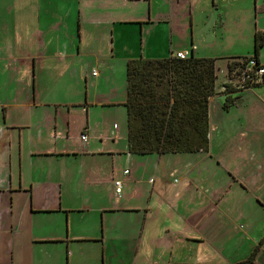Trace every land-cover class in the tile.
<instances>
[{
	"label": "crops",
	"instance_id": "0c3cea01",
	"mask_svg": "<svg viewBox=\"0 0 264 264\" xmlns=\"http://www.w3.org/2000/svg\"><path fill=\"white\" fill-rule=\"evenodd\" d=\"M74 2L78 12H36V6L30 12H0V245L6 264H80L76 255L84 256L82 245L102 251L106 264L108 251L118 256L129 244L136 261L146 254V264H220L218 259L225 258L235 241L232 214L223 211L211 191L200 189L201 175L194 179L190 170L181 169L179 158L189 157L185 153L129 152L128 118L122 127L114 123L105 129L106 121H97L90 103L88 78L100 76L95 66H109L101 55L110 53L114 59L118 43L137 40L131 27L138 25L149 41L161 28L170 29L168 57L193 51L196 57L214 58L217 73L224 63L244 85L234 73L237 63L231 62L251 57L255 33L264 30L256 27L250 53L229 55L227 47L246 39L242 31L248 7L242 0ZM175 12L189 19L182 26L184 41L175 35ZM228 37L232 41L226 42ZM262 49L259 62L264 66ZM130 59L121 61L126 72ZM75 86L85 92L80 100H73L80 90ZM248 87L241 91L239 104L224 113L238 108L245 93L258 98L257 105L242 106L247 129L239 141L251 146L264 138V116L263 121L259 117L264 114V77ZM211 114L210 109V141ZM254 154L250 148L247 156ZM228 172L229 179L247 188ZM117 180L122 181L121 192ZM207 228H214L213 234ZM34 247L39 248L37 257ZM87 256L81 264H97Z\"/></svg>",
	"mask_w": 264,
	"mask_h": 264
},
{
	"label": "rangeland",
	"instance_id": "374dc122",
	"mask_svg": "<svg viewBox=\"0 0 264 264\" xmlns=\"http://www.w3.org/2000/svg\"><path fill=\"white\" fill-rule=\"evenodd\" d=\"M74 1L75 0H0V12H30L35 6L37 9L36 12H47L45 11L46 9H53L57 12V8L59 12H78ZM242 1L244 8L248 7L246 19L244 18L245 27L242 31L246 39L240 43V46H233L232 48L227 47L225 53L229 55L241 54L240 56H243L248 54V51L250 53L254 47L253 37L256 27L264 30V0ZM175 22H177L175 35L184 41L185 34L182 26L183 24L189 25V19L187 18L185 20L184 12H175ZM232 27L233 26L230 25L228 30ZM131 30L133 37L136 35L137 40L133 41L132 45L124 41L121 42V44L118 43L113 53L115 56L114 59L109 58L110 53H108V55H101V60H105L109 63V66L107 69H104L103 66H95V71L100 73V76L95 78L99 81L94 80L95 78L93 76H90V80L88 78V82L91 81L92 84L89 90L91 95L89 96L90 103L97 112V121H106L105 129H111L114 123L119 124L120 127L126 125L127 112L123 103H125L127 99V78L126 71L121 68L124 67L121 63L123 58L133 57V59H135L137 57L139 58L142 54L145 55V57L165 58L168 57L171 51L169 46L170 29L167 32L165 28L164 30L161 28L159 34L157 36L153 34L150 41L148 38L144 37L143 32L140 30V26L137 25L136 28L132 26ZM158 38H162L159 47L156 46ZM228 41H232V39L228 37L226 42ZM230 44L231 43L227 45ZM174 47L176 49L179 46L176 45ZM262 48L264 58V46ZM75 51H77V48H75ZM90 58L93 57L91 56ZM46 69L50 71L48 66H46ZM217 76L218 85L215 86V95L211 98L210 104L212 113L211 121L213 124L210 150L205 153H185L184 155L189 157H180L179 160L182 164L181 169L190 170L194 179L195 176L199 178L201 175L200 189L211 191L210 194H214L213 198L218 197L223 211L227 214H232L230 215L232 221L237 226L235 230V241L232 247L228 245V249L225 251V258L218 259L220 260V264H229L231 261L235 263L246 258L255 246V239L264 236V138L261 137L259 143H253L251 146L250 144L247 145L239 141L240 132L247 129L244 127L242 106L257 105L258 98L253 95L249 97V93H245L244 100L240 101V106L238 108L233 109L229 113H224L231 105H238L241 91L250 87L243 85L239 76H232V74L225 69L224 63L219 64ZM47 81L50 83L51 78ZM73 84L76 83L73 82ZM75 89L80 90L78 94H75L73 100L82 99V94L84 93V96L85 92L81 90V87L75 86ZM104 103L105 105L107 103V105L101 106ZM251 114L255 115L254 113ZM262 116H264V114H260L259 117L262 119ZM103 118H105V120H103ZM247 124L246 126L248 127ZM249 126L250 129L255 128L250 122ZM234 134H236L235 137H233ZM121 146L122 141L120 140L117 147ZM250 148H252V152H257V155L247 156ZM209 155L213 156V158L209 157ZM229 170L232 175L237 176L239 181L247 187L246 189L238 182H233V180L229 179ZM207 230H209L210 233L212 231L213 234L214 228L211 230L207 228ZM223 242L224 240H221L218 242V245H221ZM74 245L79 246L80 244ZM82 246L85 254L84 256L83 254L76 255L77 263H86L85 255H88L87 259H94V263L96 261L97 264H102V251L100 253L97 251L96 253L90 246ZM129 246H127L126 252L118 256L114 255L113 250L108 251V257L105 259L106 264L148 263L146 254H143V256L136 261L134 256L135 251H132V246ZM208 247L210 248V245ZM49 248L51 247L49 246ZM58 248L59 245L57 244V246L53 247V252ZM34 249L36 257L39 256V248L34 247ZM263 249L259 252L254 264H264ZM0 251L2 252L0 255V263L6 264L5 261L7 257L3 254L4 247L2 245H0ZM58 264H61V261Z\"/></svg>",
	"mask_w": 264,
	"mask_h": 264
},
{
	"label": "trees",
	"instance_id": "16d2710c",
	"mask_svg": "<svg viewBox=\"0 0 264 264\" xmlns=\"http://www.w3.org/2000/svg\"><path fill=\"white\" fill-rule=\"evenodd\" d=\"M263 46L264 32L256 31L254 54L236 57L231 63L255 59L260 64ZM126 78L129 152L209 151L210 97L215 94L218 78L216 59L196 57L193 51L185 59L173 54L160 59H130ZM263 243L264 237L246 260L235 264H252Z\"/></svg>",
	"mask_w": 264,
	"mask_h": 264
},
{
	"label": "built area",
	"instance_id": "2783aa9c",
	"mask_svg": "<svg viewBox=\"0 0 264 264\" xmlns=\"http://www.w3.org/2000/svg\"><path fill=\"white\" fill-rule=\"evenodd\" d=\"M190 54H191L190 51H177V52H175L174 55L178 58L185 59V58L189 57ZM234 73L239 74L242 77L244 85L248 82L252 85V84H256V83L260 82L263 79V77H264V66L257 63V61L255 59L240 60V61H238L237 66H235ZM96 74L97 73L94 72V75H96ZM81 138H82V140L86 141L88 138L87 134L83 132L81 134ZM127 172L128 171H126V173ZM115 185L117 187V191L121 192L122 181L117 180L115 182Z\"/></svg>",
	"mask_w": 264,
	"mask_h": 264
}]
</instances>
